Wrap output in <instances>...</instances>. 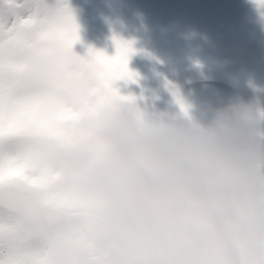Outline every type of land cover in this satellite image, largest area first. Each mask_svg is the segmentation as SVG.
Returning a JSON list of instances; mask_svg holds the SVG:
<instances>
[{
	"label": "clouds",
	"instance_id": "1",
	"mask_svg": "<svg viewBox=\"0 0 264 264\" xmlns=\"http://www.w3.org/2000/svg\"><path fill=\"white\" fill-rule=\"evenodd\" d=\"M122 96L84 111L77 134L50 148L86 206L99 264H264L255 99L192 112Z\"/></svg>",
	"mask_w": 264,
	"mask_h": 264
},
{
	"label": "snow or ice",
	"instance_id": "2",
	"mask_svg": "<svg viewBox=\"0 0 264 264\" xmlns=\"http://www.w3.org/2000/svg\"><path fill=\"white\" fill-rule=\"evenodd\" d=\"M77 39L67 0H0V264H99L86 206L50 148L77 134L84 111L127 98L113 81L134 79L135 49L113 36L112 55L79 56Z\"/></svg>",
	"mask_w": 264,
	"mask_h": 264
},
{
	"label": "rangeland",
	"instance_id": "3",
	"mask_svg": "<svg viewBox=\"0 0 264 264\" xmlns=\"http://www.w3.org/2000/svg\"><path fill=\"white\" fill-rule=\"evenodd\" d=\"M67 3L77 25L78 39L72 44L75 54L85 56L91 47L112 55L113 36L132 42L135 51L129 54L127 65L134 79H116L113 87L122 95L135 96L138 103L140 96L149 95L150 101L142 106L178 108V98L196 112L240 98L255 99L264 110V5L258 6L256 0ZM195 66L214 70L225 79L226 88L169 81L172 74ZM176 90L187 92L176 95Z\"/></svg>",
	"mask_w": 264,
	"mask_h": 264
},
{
	"label": "water",
	"instance_id": "4",
	"mask_svg": "<svg viewBox=\"0 0 264 264\" xmlns=\"http://www.w3.org/2000/svg\"><path fill=\"white\" fill-rule=\"evenodd\" d=\"M187 73L185 74H181V75H177L175 78H173L176 81H187L192 79V76H186ZM145 100H148V98H145Z\"/></svg>",
	"mask_w": 264,
	"mask_h": 264
},
{
	"label": "bare ground",
	"instance_id": "5",
	"mask_svg": "<svg viewBox=\"0 0 264 264\" xmlns=\"http://www.w3.org/2000/svg\"><path fill=\"white\" fill-rule=\"evenodd\" d=\"M155 29H156V28H155ZM145 60H146V63H148V64L151 62L149 59H145ZM145 60H144V63H145ZM144 72H145V70L141 71L140 74H142V73H144ZM167 92H169V90H168ZM176 93H177V94H176ZM175 94H176V95H182L183 93H180V94H179V93H178V90H176V91H175Z\"/></svg>",
	"mask_w": 264,
	"mask_h": 264
}]
</instances>
